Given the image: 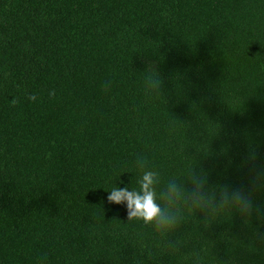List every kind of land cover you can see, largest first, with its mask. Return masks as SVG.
Listing matches in <instances>:
<instances>
[{
  "label": "trees",
  "instance_id": "trees-1",
  "mask_svg": "<svg viewBox=\"0 0 264 264\" xmlns=\"http://www.w3.org/2000/svg\"><path fill=\"white\" fill-rule=\"evenodd\" d=\"M262 216L264 0H0V264H264Z\"/></svg>",
  "mask_w": 264,
  "mask_h": 264
},
{
  "label": "clouds",
  "instance_id": "clouds-1",
  "mask_svg": "<svg viewBox=\"0 0 264 264\" xmlns=\"http://www.w3.org/2000/svg\"><path fill=\"white\" fill-rule=\"evenodd\" d=\"M35 99V97H33ZM155 173L145 172L140 181V190L130 191L127 187L121 189L113 187L107 197L112 204H125L130 219H142L145 223L156 222L158 225H169L172 217L165 215L161 206L157 203L156 193L153 188ZM178 194L173 192L171 198L175 199ZM225 203L239 210L241 213L262 212L253 195L237 192L225 198ZM264 218V216H262Z\"/></svg>",
  "mask_w": 264,
  "mask_h": 264
}]
</instances>
